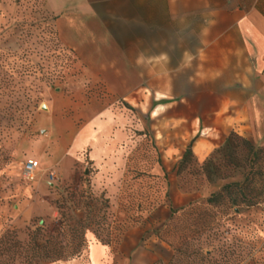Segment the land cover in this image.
<instances>
[{
    "label": "rangeland",
    "instance_id": "obj_1",
    "mask_svg": "<svg viewBox=\"0 0 264 264\" xmlns=\"http://www.w3.org/2000/svg\"><path fill=\"white\" fill-rule=\"evenodd\" d=\"M171 85L183 93L186 84ZM170 103L160 109L90 80L44 0H0V264L85 261L95 241L136 246L146 264L264 262V209L208 204L241 180L220 156L228 179L203 172L222 135L197 134L186 98ZM94 121L106 126L98 138L83 134ZM192 141L195 158L180 171ZM27 162L40 166L33 181Z\"/></svg>",
    "mask_w": 264,
    "mask_h": 264
},
{
    "label": "crops",
    "instance_id": "obj_2",
    "mask_svg": "<svg viewBox=\"0 0 264 264\" xmlns=\"http://www.w3.org/2000/svg\"><path fill=\"white\" fill-rule=\"evenodd\" d=\"M44 1L90 80L116 96L151 97L160 109L186 98L197 134L264 141V0L233 8L227 0ZM180 81L183 93L171 85ZM102 127L94 121L83 134L91 128L98 138ZM127 247L95 241L87 260L61 264H146Z\"/></svg>",
    "mask_w": 264,
    "mask_h": 264
},
{
    "label": "trees",
    "instance_id": "obj_3",
    "mask_svg": "<svg viewBox=\"0 0 264 264\" xmlns=\"http://www.w3.org/2000/svg\"><path fill=\"white\" fill-rule=\"evenodd\" d=\"M193 143H190L183 156L180 171L193 163ZM217 156L224 160L225 167L241 174V180L228 183L220 192L212 194L208 204L214 207L222 205L236 213L257 207L264 209V149H256L251 142L231 132L223 146L202 167L211 183L229 178L218 165L220 160L216 159ZM262 259L252 258L247 264H264Z\"/></svg>",
    "mask_w": 264,
    "mask_h": 264
},
{
    "label": "built area",
    "instance_id": "obj_4",
    "mask_svg": "<svg viewBox=\"0 0 264 264\" xmlns=\"http://www.w3.org/2000/svg\"><path fill=\"white\" fill-rule=\"evenodd\" d=\"M38 167L37 162H27L23 167L24 178L33 181L36 177Z\"/></svg>",
    "mask_w": 264,
    "mask_h": 264
}]
</instances>
